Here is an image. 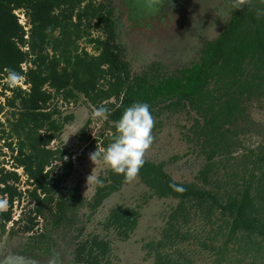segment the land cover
Segmentation results:
<instances>
[{
    "label": "trees",
    "instance_id": "obj_1",
    "mask_svg": "<svg viewBox=\"0 0 264 264\" xmlns=\"http://www.w3.org/2000/svg\"><path fill=\"white\" fill-rule=\"evenodd\" d=\"M102 1L0 0L1 110H12L10 130H3L0 141L11 152L12 166L23 169L28 188L19 189L16 172L0 169V236L12 226L34 247L48 250V227L61 230L83 209L95 213L129 183L110 170L88 201L80 186H66L74 171L72 153L50 145L74 115L63 116L52 106L56 100L70 105L84 99L91 108L107 109L97 150L113 141L123 111L143 102L151 115L185 112L192 120L188 143L203 157L192 182L175 181L164 163L147 160L135 177L151 198L176 202L156 238L143 246L146 260L264 264V125L253 119L264 111V0H233L223 32L204 43L192 66L172 74L153 67L154 73L142 75L132 73L117 43L110 1ZM9 70L20 73L27 89L8 86ZM91 124L84 126V142ZM25 198L28 213L13 219L15 203ZM140 218L139 210L116 207L103 229L127 241ZM40 221L45 228L39 229ZM111 242L90 235L76 246L74 264H109Z\"/></svg>",
    "mask_w": 264,
    "mask_h": 264
},
{
    "label": "rangeland",
    "instance_id": "obj_2",
    "mask_svg": "<svg viewBox=\"0 0 264 264\" xmlns=\"http://www.w3.org/2000/svg\"><path fill=\"white\" fill-rule=\"evenodd\" d=\"M109 1L114 13L113 19L117 22V43L122 46L125 58L135 75L149 72L152 68L150 65L160 71L172 74L198 62L203 44L216 39L223 32L234 5L233 0H191L183 2L186 4L184 7L174 5L173 8L163 12L165 0ZM145 1L154 3L157 13L154 18H144L143 21H140L141 17L136 19L131 14L132 11H138L141 14L142 8L131 5H143ZM175 1L180 2L179 0ZM97 2L103 1L97 0ZM126 8H129V16L124 11ZM146 19L150 21L157 19V23L153 21L150 23ZM184 19L185 21H183ZM122 20H125V23ZM130 20L135 22L131 23ZM94 35L98 34L95 32ZM85 45L84 42L81 43V47H85ZM87 49L94 54L90 47L87 46ZM13 87L20 86L16 84ZM0 89L2 88L0 87ZM2 105L4 104H0V121L5 126L0 127V137L3 130H10L8 120L12 119V110L5 108L2 112ZM52 106H57L63 116L74 115V120L64 128L60 140L52 143L50 148L53 150L65 149L72 153L70 159L74 163V171L66 186L71 188L80 186L81 196L88 201L94 196L100 177H105L110 171L101 160L98 159L94 162L90 160V154L95 152L96 147L99 146V143H95V139L102 131L104 119H93L91 116L93 108L84 99L77 104L70 105L58 103L56 100ZM152 118L153 142L146 151L144 160L164 163L167 172L175 181L192 182L202 165L203 157L194 153L192 145L188 143L187 137L192 125L191 118L185 112L173 114L169 111L152 115ZM253 119L256 124L264 125V111L255 112ZM89 120H92V124L87 130L86 137H90V139L85 143L82 140V133ZM14 143L17 148V140L14 139ZM98 151L103 152L101 148H98ZM2 165L10 166L9 171L14 172L11 170L13 169L11 152L0 141V167ZM90 176L91 178L88 180ZM24 177L21 178V185H19V189L22 191L28 189L27 185L23 186L27 180V177ZM150 195V192L134 178L105 200L95 213L89 209L80 210L77 217L75 219L73 217L72 224L67 222L60 231L56 232L57 239L60 244L62 243L61 245L72 249L90 235L104 237L112 240L109 264H151V261H147L145 258L143 246L156 238L164 226V216L175 206L176 202L158 200L151 198ZM1 206L4 211L8 208L4 200ZM116 207L139 210L141 214L137 229L127 241L117 240L111 232L103 229V223L110 210ZM29 209L27 198L20 204L15 203L13 219H19L20 216L27 214ZM40 223L39 229L45 228V222L40 221ZM11 227L8 226L7 229ZM16 229L18 235L22 236L20 230ZM39 233L41 232L39 231ZM2 238L0 237V242Z\"/></svg>",
    "mask_w": 264,
    "mask_h": 264
},
{
    "label": "clouds",
    "instance_id": "obj_3",
    "mask_svg": "<svg viewBox=\"0 0 264 264\" xmlns=\"http://www.w3.org/2000/svg\"><path fill=\"white\" fill-rule=\"evenodd\" d=\"M239 8V5L236 6ZM257 15H261L260 12ZM22 79L20 73L9 70L7 84L13 87ZM93 119H106L107 109L93 107ZM153 118L147 103L138 102L127 107L120 118L115 122V135L113 141L103 152L96 150L90 154L92 162L101 160L113 173L123 175L128 182L132 181L145 163L146 151L153 142ZM91 176L88 178V180ZM178 192L183 188L173 186Z\"/></svg>",
    "mask_w": 264,
    "mask_h": 264
},
{
    "label": "flooded vegetation",
    "instance_id": "obj_4",
    "mask_svg": "<svg viewBox=\"0 0 264 264\" xmlns=\"http://www.w3.org/2000/svg\"><path fill=\"white\" fill-rule=\"evenodd\" d=\"M179 1L180 2H176L175 0H165L163 12H166L169 9L173 8L174 5L179 6V7H184L186 4H184L183 2H189L191 0H184V1L179 0ZM131 6H140L142 8L141 14L138 13V11H132V14H131L136 19L141 17L140 21H143L142 19L144 18H154L155 14L157 13L156 5L154 3H150L149 1H145L143 5L133 4ZM175 8H178V7H175ZM124 11L129 16V12H130L129 8H126ZM187 12L188 10L186 9V13ZM127 15H124V16H127ZM147 20L150 23H152L151 21L153 22L157 21V19H154V20L151 19V21L149 19H146V21ZM122 21L125 23V20H122ZM130 21L131 23L135 22L134 20H130ZM183 21H185V19ZM114 22L116 26L117 22L115 19H114ZM201 49H200L198 61L200 59ZM150 66L152 67L150 71L154 73L155 69H153V65H150ZM110 102H113V101L111 100ZM47 231H48V236H49V239H48L49 249L48 250L44 248L34 247L35 244L29 242V240L33 241L32 238H30L27 235H22L23 236L22 238V236L18 235V231L15 228L11 227L10 229H6V233L0 236V237H3L1 240L2 243L0 242L1 244L0 245V264H3L5 261H6L5 264H8L9 261H13L14 257H22V258L31 259L35 261L36 264H74L75 248L68 249L66 246L61 245L62 243L60 244V242L57 239V233H56L57 231H60V230H53L52 227H48Z\"/></svg>",
    "mask_w": 264,
    "mask_h": 264
},
{
    "label": "built area",
    "instance_id": "obj_5",
    "mask_svg": "<svg viewBox=\"0 0 264 264\" xmlns=\"http://www.w3.org/2000/svg\"><path fill=\"white\" fill-rule=\"evenodd\" d=\"M20 17V16H19ZM20 24L22 25V26H25L26 25V19H25V17L23 16V15H21V17H20ZM23 82H24V80L23 79H21L20 81H18L17 82V84H18V86H20L22 89H27V87L26 86H24V84H23ZM2 91H1V89H0V93H1ZM5 94H6V97H9L10 95H11V93L10 92H5ZM2 97V96H1ZM0 97V104H4V102H5V98L4 97H2L1 98ZM10 167V166H9ZM8 166H4V165H2L0 168H5L7 171H9L10 170V168H9ZM12 171H14V172H16L19 176H20V178H25L24 176V172H23V169L22 168H14L13 167V169H11Z\"/></svg>",
    "mask_w": 264,
    "mask_h": 264
},
{
    "label": "water",
    "instance_id": "obj_6",
    "mask_svg": "<svg viewBox=\"0 0 264 264\" xmlns=\"http://www.w3.org/2000/svg\"><path fill=\"white\" fill-rule=\"evenodd\" d=\"M5 263L6 261L3 264ZM8 264H36V262L31 259H27V258L14 257L13 261H9Z\"/></svg>",
    "mask_w": 264,
    "mask_h": 264
}]
</instances>
